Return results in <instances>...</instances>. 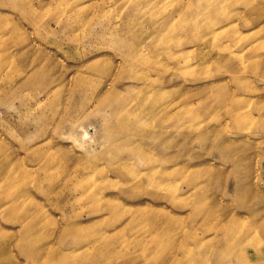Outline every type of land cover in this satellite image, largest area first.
Segmentation results:
<instances>
[{
  "label": "rangeland",
  "instance_id": "374dc122",
  "mask_svg": "<svg viewBox=\"0 0 264 264\" xmlns=\"http://www.w3.org/2000/svg\"><path fill=\"white\" fill-rule=\"evenodd\" d=\"M0 264H264V0H0Z\"/></svg>",
  "mask_w": 264,
  "mask_h": 264
},
{
  "label": "bare ground",
  "instance_id": "6f19581e",
  "mask_svg": "<svg viewBox=\"0 0 264 264\" xmlns=\"http://www.w3.org/2000/svg\"><path fill=\"white\" fill-rule=\"evenodd\" d=\"M215 34L216 33H211V34H209L208 36H206L207 38H209V39H211V38H213V37H215ZM87 132L88 131H85V133H84V137H85V135H87ZM102 245V240H100L99 242H96V244H95V246H98V247H100ZM91 258H93V257H90L89 255L88 256H85V255H82L81 256V260L82 261H90L91 260ZM89 259V260H88ZM98 259H100V256H99V258ZM98 259H97V263H99V261H98Z\"/></svg>",
  "mask_w": 264,
  "mask_h": 264
}]
</instances>
